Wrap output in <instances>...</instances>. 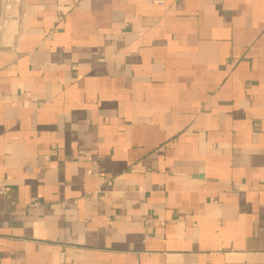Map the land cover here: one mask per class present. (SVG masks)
Masks as SVG:
<instances>
[{
  "label": "crops",
  "instance_id": "0c3cea01",
  "mask_svg": "<svg viewBox=\"0 0 264 264\" xmlns=\"http://www.w3.org/2000/svg\"><path fill=\"white\" fill-rule=\"evenodd\" d=\"M0 180V264H264V0H20Z\"/></svg>",
  "mask_w": 264,
  "mask_h": 264
},
{
  "label": "built area",
  "instance_id": "2783aa9c",
  "mask_svg": "<svg viewBox=\"0 0 264 264\" xmlns=\"http://www.w3.org/2000/svg\"><path fill=\"white\" fill-rule=\"evenodd\" d=\"M19 1L20 0H0V26L3 25L4 21ZM5 192H7L6 183L0 180V193Z\"/></svg>",
  "mask_w": 264,
  "mask_h": 264
}]
</instances>
